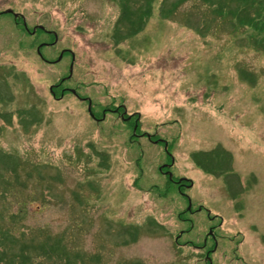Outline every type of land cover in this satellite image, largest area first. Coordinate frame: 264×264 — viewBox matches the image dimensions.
<instances>
[{
    "label": "rangeland",
    "instance_id": "obj_1",
    "mask_svg": "<svg viewBox=\"0 0 264 264\" xmlns=\"http://www.w3.org/2000/svg\"><path fill=\"white\" fill-rule=\"evenodd\" d=\"M211 1L129 0L134 29L119 0H0L30 30L0 13V234L23 230L35 246L60 239L84 264H209L175 241L187 230L179 239L202 245L216 223L187 213L161 172L170 155L174 176L193 181L183 188L193 208L244 235L242 260L218 235L213 264H264V4L250 0L240 16L237 0ZM40 24L58 35L43 54L76 53L62 86H81L97 117L123 102L168 151L132 143L116 112L97 122L72 92L54 98L73 56L45 63L37 48L51 37L32 34ZM17 247L0 241V253Z\"/></svg>",
    "mask_w": 264,
    "mask_h": 264
},
{
    "label": "flooded vegetation",
    "instance_id": "obj_2",
    "mask_svg": "<svg viewBox=\"0 0 264 264\" xmlns=\"http://www.w3.org/2000/svg\"><path fill=\"white\" fill-rule=\"evenodd\" d=\"M19 19L23 21V18L21 16H20V18H18V20ZM43 30L45 32H47V34H49L50 37H53L52 40L50 39L48 41H44L43 43H47L48 45H54V40H55V34H54V32L52 30H47L46 28L43 29ZM41 49H42V47H41ZM66 52L71 53L69 50H67ZM66 52H64V55H65ZM41 59L45 63H48V64H53L54 63V60H55L54 58H50L49 56H46L45 54H43V56H41ZM71 89H74V88H72L71 86H68V85L58 86V84H55V86L53 87V90H50V91H51L52 96L54 98L61 99V98H64L66 96V94L71 93V91H70ZM62 94H63V97H62ZM74 95L76 97H78L81 101L87 102V104L89 105L91 98L89 96H87V95L81 94L80 91H79V89L76 88V93H74ZM93 107H94V103L92 101V104H91L92 110H93ZM126 109H127V106H125L124 103L119 104L118 106H116V108L107 107V108L102 109V116L101 117H99V116L97 117L95 115L96 117L94 119L97 122H101L104 118H106V114L108 112H111V113H113V112L115 113L116 112V114L119 115V118L120 119H122L123 121H127L129 123V125H130V122L132 121V118H133L131 116L133 114H129L128 112H125ZM137 123H138V125H137V129H136V133H135L134 132V128H135V125ZM135 125L133 127L132 134H131V141H132V143H133V141H138V139H142V138H147V139H149L153 143H159V142H157L158 139L154 138L151 134H150V136H151V138H150L148 136L149 135L148 132H141V131L138 130L139 122L137 120H135ZM160 141L165 144V142L163 140H161V138H160ZM171 161H172V159H170V162L169 163H166L167 165L165 167H163V169L161 170V172L164 175H166L168 177V179L171 180V182L178 187V190H179L180 194H182L188 200L187 213L190 214V215H192V214H194L196 212L202 213L203 211H205L206 216L211 221V224H213V223L215 224L216 223L215 225H211L210 226V228L208 230V233H207V236L205 237V240L203 241V244L202 245H197L192 240H188V239H186L184 242L181 241L179 239V237L182 239V236L186 233L187 230L180 232V234L176 237L177 238L175 240L176 243L178 245L185 244V246L192 245L195 248L197 247V249L200 248V250H202L203 252H206L205 253V260L209 264H213V260H212L211 255L217 252L218 245H219V239H220L218 237V235H220V237H223V235H222V233H223L225 236H227L230 239V241H232V243L234 245L233 250L236 252L238 259L242 260L243 259V255L241 254L240 250L242 248V244H244L243 242L245 241L244 236L242 235V233L239 232L238 233L239 234V238L238 239H235L234 238L235 235L232 237V236H230V233L231 232L229 233V232H226L224 230L225 229L224 228L225 220L223 219L222 216L217 215V214H213L210 211V209L207 208L204 205L199 206L197 209H194L193 208V205H191V207H189V203H190L191 197L186 192L183 191V188H188L190 182H187L186 180L185 181H179V178H176L174 176V174L172 175V178L170 177V172L172 171L171 169H172V166H173ZM191 201H192V199H191ZM185 219L192 220V218L190 219L188 217H186ZM237 235H236V238H237ZM233 254H235V253L233 252Z\"/></svg>",
    "mask_w": 264,
    "mask_h": 264
},
{
    "label": "trees",
    "instance_id": "obj_3",
    "mask_svg": "<svg viewBox=\"0 0 264 264\" xmlns=\"http://www.w3.org/2000/svg\"><path fill=\"white\" fill-rule=\"evenodd\" d=\"M119 1L122 3L123 11H124L122 19H124L126 22H131V25L133 26V28L135 27L134 29H136V27H138V25H137V23L134 22L132 17L130 19L131 10L127 8V7H130L129 0H119ZM180 1L184 2L185 0H180ZM249 1L250 0H237V2L235 3V5L241 4L240 7L238 8V10L235 8L237 10V13L240 16L242 15V13L245 15V13H246L245 9L249 8V7H246V4L249 3ZM253 1H254V5L259 3L258 7H260L264 4V0H253ZM210 2L213 3L211 0H210ZM216 3H218V2H216ZM216 3H214V4H216ZM235 5H233V6H235ZM249 5H250V3H249ZM246 18L250 23L253 22V20L250 18L249 15H246ZM19 25L22 26L23 30L24 29L26 30V28L24 27L22 22H20ZM38 31L42 32V30L39 28L37 29V32ZM121 37L123 38L124 36H120V37L118 36L117 38H121ZM61 81H62V79H60V83L58 82V86L62 85L63 82L61 83ZM69 81L70 80H66L64 83L69 82ZM79 86H78V88H79ZM83 95H85V94H83ZM94 106H96V105L94 104ZM94 109H96V108H94ZM134 125H135V118H133L132 121L130 122L131 132L133 130ZM140 129L141 128L139 126L138 130H140ZM153 137L156 139H159L158 135H155ZM161 144L164 145L163 142H161ZM170 159H171V157H170ZM170 183H171V181H170ZM155 190H157V189H155ZM22 211H23V209H21V212H17L16 214H13L11 216L12 220L18 222L19 218L22 215H24V213ZM14 221H11V222H14ZM22 232H23V230H19V229H16V231H12V230L9 231V230L5 229L4 231H2L3 234H0V241L5 240L6 243H8V244L16 243V244H18V247H17V250H10L9 249L8 251H5V252L2 251L0 253V264H51V262H54V261H56L58 264H60V263L61 264H84L83 262L79 261L78 252L75 250H72L74 248H71V247L65 245L60 239L50 238L49 243L46 242L43 244H39L38 246H35L28 239H25L23 237L24 234ZM73 254H76L77 259H74L72 261V255Z\"/></svg>",
    "mask_w": 264,
    "mask_h": 264
},
{
    "label": "water",
    "instance_id": "obj_4",
    "mask_svg": "<svg viewBox=\"0 0 264 264\" xmlns=\"http://www.w3.org/2000/svg\"><path fill=\"white\" fill-rule=\"evenodd\" d=\"M5 12H8V13H14L15 14V16H18V13H15L14 12V10L13 9H8V10H6ZM25 25H26V23H25ZM27 26V25H26ZM40 28H44L42 25H40L39 26ZM36 30V28L34 29V31ZM58 39V36H57V34H56V40ZM43 45V44H42ZM42 45H40V47L42 46ZM40 47L38 48V52L41 54V51H40ZM63 53H64V51L61 53V55L58 57V59L56 60V62L57 61H60L61 59H62V57H63ZM72 56H73V61H72V63H71V65H70V70H69V75H68V77H71L72 75H73V72H74V60H75V54L74 53H72ZM65 79V78H64ZM51 89H52V87H51ZM73 91L75 92V90L73 89ZM89 111H91V105L89 106ZM91 115L92 116H94V114L92 113V111H91Z\"/></svg>",
    "mask_w": 264,
    "mask_h": 264
}]
</instances>
